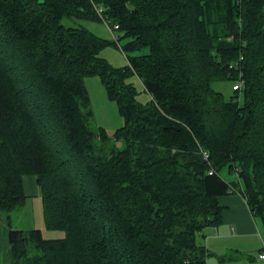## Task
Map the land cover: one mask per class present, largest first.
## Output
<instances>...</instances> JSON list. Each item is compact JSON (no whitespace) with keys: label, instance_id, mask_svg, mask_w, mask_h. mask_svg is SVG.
Wrapping results in <instances>:
<instances>
[{"label":"trees","instance_id":"obj_1","mask_svg":"<svg viewBox=\"0 0 264 264\" xmlns=\"http://www.w3.org/2000/svg\"><path fill=\"white\" fill-rule=\"evenodd\" d=\"M96 5L116 38L79 23ZM91 75L123 119L113 133L92 125ZM238 78L228 97L212 87ZM24 175L65 236L10 226L11 264H205L197 233L226 193L264 227V0H0L1 210L24 202Z\"/></svg>","mask_w":264,"mask_h":264},{"label":"crops","instance_id":"obj_2","mask_svg":"<svg viewBox=\"0 0 264 264\" xmlns=\"http://www.w3.org/2000/svg\"><path fill=\"white\" fill-rule=\"evenodd\" d=\"M87 22L90 21L84 25L92 32L98 29L93 23L88 26ZM22 186L25 200L21 205L25 208V218L17 221L20 226L12 225L8 215L0 211V264L12 262L8 237L10 226L22 230L39 229L45 239L65 236L62 230L46 228L36 177L24 175ZM217 200L222 206L221 220L197 233V240L208 253L205 264H264V258L259 256L264 251V227L250 210L244 195L240 192L226 193L219 195Z\"/></svg>","mask_w":264,"mask_h":264},{"label":"rangeland","instance_id":"obj_3","mask_svg":"<svg viewBox=\"0 0 264 264\" xmlns=\"http://www.w3.org/2000/svg\"><path fill=\"white\" fill-rule=\"evenodd\" d=\"M88 20H79V23L84 25ZM90 22H87L88 26L92 23L95 26H98L96 31H93L95 34L101 38L112 40V35L106 26V24L101 20L89 19ZM85 26V25H84ZM89 29V28H88ZM91 30V29H90ZM122 43V41H120ZM99 55L107 59V61L116 67L125 66L127 64V59L119 48L118 45L107 44L102 47ZM131 82L135 85L137 89V99L144 102L147 100V93L143 90L142 84L139 79L135 76L129 78ZM232 81L230 80H220L212 83V87L215 90L221 91L225 97H228L232 94ZM85 87L88 91L90 98V107L93 112L92 125L94 127H103L108 133H113L115 129L121 126L123 119L119 113L117 104L115 101L109 99L106 95L103 84L101 83L100 78L97 75L87 76L85 78ZM222 175H227L226 169L222 170ZM39 189V186H38ZM23 206H18L9 211H3L0 209L1 213H6L8 215V221L13 225H18L19 219H24L25 216ZM20 226V225H18ZM17 226V227H18ZM14 228V227H13Z\"/></svg>","mask_w":264,"mask_h":264},{"label":"built area","instance_id":"obj_4","mask_svg":"<svg viewBox=\"0 0 264 264\" xmlns=\"http://www.w3.org/2000/svg\"><path fill=\"white\" fill-rule=\"evenodd\" d=\"M95 10L96 13L98 14V16L101 18V20H103V22L106 24V26H108L109 30L112 32L113 37L116 38L117 35H115V33L113 32V30H115L117 28V25H113L112 27L110 26V21L107 19V16L103 14V7L100 5H96L95 6ZM243 85V80L238 78L236 79L233 84H232V89H239L241 88ZM261 258H264V251L261 252V254L259 255Z\"/></svg>","mask_w":264,"mask_h":264}]
</instances>
